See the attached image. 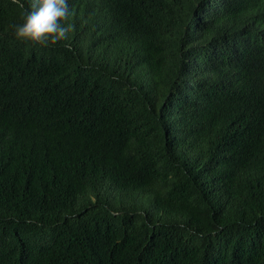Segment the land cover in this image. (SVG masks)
Segmentation results:
<instances>
[{
    "label": "trees",
    "instance_id": "obj_1",
    "mask_svg": "<svg viewBox=\"0 0 264 264\" xmlns=\"http://www.w3.org/2000/svg\"><path fill=\"white\" fill-rule=\"evenodd\" d=\"M31 5L0 0V264H264V0H69L48 46Z\"/></svg>",
    "mask_w": 264,
    "mask_h": 264
},
{
    "label": "clouds",
    "instance_id": "obj_2",
    "mask_svg": "<svg viewBox=\"0 0 264 264\" xmlns=\"http://www.w3.org/2000/svg\"><path fill=\"white\" fill-rule=\"evenodd\" d=\"M72 16L69 0H32L31 10H25L22 23L13 25L14 35L43 46L55 44L68 38L73 28Z\"/></svg>",
    "mask_w": 264,
    "mask_h": 264
}]
</instances>
